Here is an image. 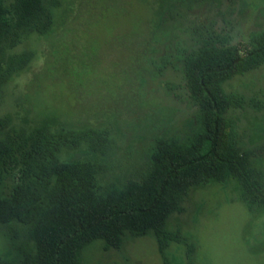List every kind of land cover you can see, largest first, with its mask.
<instances>
[{"label": "rangeland", "instance_id": "1", "mask_svg": "<svg viewBox=\"0 0 264 264\" xmlns=\"http://www.w3.org/2000/svg\"><path fill=\"white\" fill-rule=\"evenodd\" d=\"M183 2L44 0L53 21L48 34L19 31L3 43L0 65L8 80L0 85V119L28 131L43 125L55 132L107 129L113 139L107 155L82 147L62 152L60 160L106 165L98 185L140 179L151 146L186 140L196 128V108L178 66L155 75L154 64L174 57L177 48H192L206 30L241 51L250 47L251 33L264 30V0ZM23 55L29 58L19 69ZM223 87L246 99L227 116L237 124L240 149L264 173V111L253 106L264 103V65ZM12 186L4 180L0 193ZM181 206L165 226L195 245L192 264H264V208L249 211L234 179L190 188ZM27 232L16 221L0 224V258H9ZM102 247L97 240L84 248L82 264H164L152 235H127L118 250ZM186 250L172 243L168 263L189 264Z\"/></svg>", "mask_w": 264, "mask_h": 264}, {"label": "trees", "instance_id": "2", "mask_svg": "<svg viewBox=\"0 0 264 264\" xmlns=\"http://www.w3.org/2000/svg\"><path fill=\"white\" fill-rule=\"evenodd\" d=\"M52 23L44 0H0V57L11 34L44 36ZM249 41L250 47L241 51L206 30L192 48H177L174 57L154 64L155 75L178 66L196 108V128L186 140L160 139L151 146L140 179L98 185L106 165L60 160L62 152L82 147L107 155L113 147L107 129L55 132L43 125L28 131L0 119V185L6 179L13 183L7 195L0 193V224L16 221L28 227L26 240L14 246L9 258H0V264H82V252L92 242L102 241L104 251L118 250L127 235H152L164 264H169L166 251L172 243L185 245L192 264L195 245L165 226L170 215L183 212L190 188L232 178L249 211L264 208V173L240 149L237 124L227 116L230 109L244 108L246 99L223 87L264 65V30L251 33ZM28 58L18 59L19 69ZM7 80L0 65V85ZM253 106L264 111V103Z\"/></svg>", "mask_w": 264, "mask_h": 264}]
</instances>
